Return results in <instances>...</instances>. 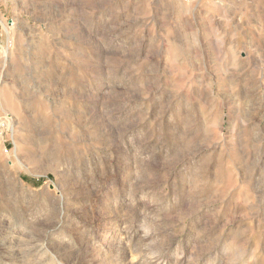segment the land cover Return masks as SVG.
Here are the masks:
<instances>
[{
	"label": "rangeland",
	"instance_id": "rangeland-1",
	"mask_svg": "<svg viewBox=\"0 0 264 264\" xmlns=\"http://www.w3.org/2000/svg\"><path fill=\"white\" fill-rule=\"evenodd\" d=\"M0 122V264H264V0H0Z\"/></svg>",
	"mask_w": 264,
	"mask_h": 264
},
{
	"label": "bare ground",
	"instance_id": "bare-ground-1",
	"mask_svg": "<svg viewBox=\"0 0 264 264\" xmlns=\"http://www.w3.org/2000/svg\"><path fill=\"white\" fill-rule=\"evenodd\" d=\"M8 123L7 122H0V129L3 130V129H6V128H9L8 127ZM9 163V162H8ZM16 173V172H15ZM6 177V176H5ZM18 180V179H17Z\"/></svg>",
	"mask_w": 264,
	"mask_h": 264
}]
</instances>
